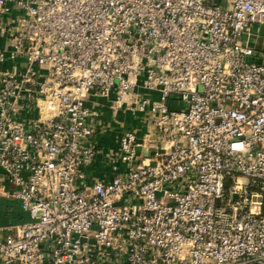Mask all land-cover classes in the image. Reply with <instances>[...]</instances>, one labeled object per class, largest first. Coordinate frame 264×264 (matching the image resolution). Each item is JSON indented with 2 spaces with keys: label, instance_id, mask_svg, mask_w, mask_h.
Returning <instances> with one entry per match:
<instances>
[{
  "label": "built area",
  "instance_id": "obj_1",
  "mask_svg": "<svg viewBox=\"0 0 264 264\" xmlns=\"http://www.w3.org/2000/svg\"><path fill=\"white\" fill-rule=\"evenodd\" d=\"M264 0H0V264H264ZM146 117L100 153L92 95ZM232 182L226 186V181Z\"/></svg>",
  "mask_w": 264,
  "mask_h": 264
},
{
  "label": "crops",
  "instance_id": "obj_2",
  "mask_svg": "<svg viewBox=\"0 0 264 264\" xmlns=\"http://www.w3.org/2000/svg\"><path fill=\"white\" fill-rule=\"evenodd\" d=\"M5 43V38L0 34V46H4ZM110 93L109 95L102 96H104L106 100L112 102L113 98H110ZM102 96L92 95L87 100V104L94 110L93 121L96 124L94 140L100 148V153L95 163L87 167V175L89 178L96 176L101 177L110 171V164L105 159L104 153L117 146L118 136L123 129L134 128L137 133L141 135L146 130L147 126L145 119L142 118L144 114L124 108L113 110L112 106L100 102V98H103ZM136 112L141 114V117H134L133 113ZM130 113L133 114L131 115L132 118L125 116ZM105 120L109 123L107 127L104 125ZM110 122H114L115 126L112 127ZM9 189V183L0 174V224L15 223L27 218V214L21 209L18 200L5 192Z\"/></svg>",
  "mask_w": 264,
  "mask_h": 264
},
{
  "label": "rangeland",
  "instance_id": "obj_3",
  "mask_svg": "<svg viewBox=\"0 0 264 264\" xmlns=\"http://www.w3.org/2000/svg\"><path fill=\"white\" fill-rule=\"evenodd\" d=\"M257 27H258V32H257V38H256V41H255V44H256V47L258 49H261V50L264 51V25H260V26H257ZM113 96H114V93L113 92L110 93V98H113ZM102 97L103 98H100V102L101 103L108 104V106H114L113 102L106 100L104 96H102ZM133 114H134V117H141V114H139L137 112L133 113ZM133 114L130 113V114L125 115V116H127L129 118H132L131 115H133ZM142 118L145 119V122H146V117L143 116ZM108 124L109 123L105 120L104 121L105 127H107ZM110 125H112V127L115 126L114 122H110ZM146 128H147V126H146ZM231 182H232L231 180L226 181V186H228Z\"/></svg>",
  "mask_w": 264,
  "mask_h": 264
}]
</instances>
